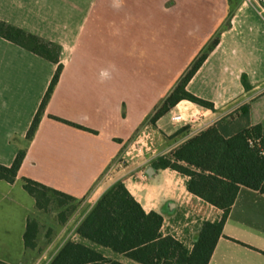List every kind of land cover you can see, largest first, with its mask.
I'll return each instance as SVG.
<instances>
[{"label":"crops","instance_id":"crops-1","mask_svg":"<svg viewBox=\"0 0 264 264\" xmlns=\"http://www.w3.org/2000/svg\"><path fill=\"white\" fill-rule=\"evenodd\" d=\"M110 1L0 0V20L61 46L63 65L40 126L28 140L58 65L0 37V164L10 167L19 151H26L16 182L0 181V261L5 264H27L30 251L24 237L28 221L36 211V201L24 189V178L86 204V212L71 229L69 218L66 221L60 233L64 239L60 250L72 241L108 260L141 264L77 234L78 227L103 195L123 182L147 213L157 212L164 218L162 234L175 238L192 252L203 226L207 222L219 223L224 212L188 192L187 177L171 169L156 170L154 163L245 104L251 105V123H264V22L251 6L239 4L229 20L218 19V25L208 30L212 35L228 20V28L222 31L218 45L189 83L188 91L213 103L215 109L182 101L172 111L184 104L187 109L207 116L201 121L206 127L199 128L198 124L186 128L171 125L169 115L155 126L151 123L156 88L169 77L156 79L151 61L152 65L139 64V49L145 46L139 42L147 44L145 53L149 58L150 46H154V27H165L166 18L199 24L200 28L204 23L202 3L181 2L175 6L177 14L170 12L172 8L165 10L153 5L151 15L139 23L152 27L153 33L148 29L146 36L136 35V40L128 45L130 49L133 47L131 51L107 52L97 45L94 33L90 36L94 42L80 50V39L92 21L90 16L102 7L106 9ZM187 8H196L197 12L185 13ZM98 21L108 20L98 18ZM190 33L192 29L187 36ZM209 40L207 34L203 36L193 56H198ZM189 65L190 61L183 71ZM102 70H107L109 77L101 82ZM244 76L252 87L250 91L243 86ZM142 138L155 139V144L152 141L146 149H133ZM151 168L155 172L149 176ZM210 264H264L263 194L245 187L240 189Z\"/></svg>","mask_w":264,"mask_h":264},{"label":"trees","instance_id":"trees-1","mask_svg":"<svg viewBox=\"0 0 264 264\" xmlns=\"http://www.w3.org/2000/svg\"><path fill=\"white\" fill-rule=\"evenodd\" d=\"M0 37L58 65L40 109L32 123L27 139L37 132L48 102L60 80L63 65L62 47L0 20ZM219 41L214 43L216 48ZM209 52V53H210ZM209 54L201 55L186 72L176 89L157 109L151 123H156L182 101H189L208 110L213 103L188 91ZM246 91L252 87L246 76L242 79ZM81 130L84 127L57 119ZM26 157L19 151L10 167L0 164V181L14 184ZM156 170L171 169L188 178L187 190L224 212L219 223L207 222L199 234L195 247L189 252L171 236L162 234L164 218L157 212L147 213L123 182L110 188L90 210L77 229V234L116 253L124 254L141 264H210L223 235L229 214L242 187L264 195V123H251V105L245 104L231 115L189 139L173 153L154 163ZM24 189L36 201V210L47 212L55 203L62 208L76 199L24 178ZM68 216L62 215V222ZM39 223L28 221L24 237L28 250L36 248ZM0 264H5L0 261ZM49 264H121L104 258L86 246L69 241Z\"/></svg>","mask_w":264,"mask_h":264},{"label":"rangeland","instance_id":"rangeland-1","mask_svg":"<svg viewBox=\"0 0 264 264\" xmlns=\"http://www.w3.org/2000/svg\"><path fill=\"white\" fill-rule=\"evenodd\" d=\"M128 1L129 3H127ZM181 2L187 4L195 2L199 4L202 3V17L204 23H202L200 28L198 27L199 24L194 26V24L175 22L177 18H166L165 20H168L169 25L167 24L165 27H154V33L152 32V27L139 24L142 18L146 19L151 15L152 11L150 8H152L153 5L162 6L165 10L172 8L170 12L177 14L179 11L175 9V6ZM243 2L245 3V0H111L106 9L102 7L90 16L92 21L88 26V31L80 39L82 42L80 43V50H83L84 45L87 46L89 42H94V40H90V36H93L92 33H94V39H96L97 45H101V48L103 50L105 49L107 52L116 49H123L124 51L128 49V51H131L133 47L130 49L131 46L128 47L129 43L131 44V41L136 40V35H138L139 38H141V35L146 36L149 29V31H151L150 34L152 35L153 33L154 35V46L153 48L150 46L152 55L147 58L148 56L145 53L147 51V44L139 42L140 46L143 44L145 46H142V50L139 49L137 61H139L140 65L142 62H153L156 79L158 77L162 81V79L169 77V80L166 79L165 84L160 85V88H156V113L163 101L176 89L178 83L190 69L192 64L201 55L210 54L209 52L213 48L214 43L220 39L222 31L226 27L228 28L227 23L232 16L233 9ZM194 9L187 8L185 13H196L197 11ZM225 10H228L226 14ZM181 13H184V10H182ZM98 18L108 21L106 23H99V21L97 22ZM223 18L228 20L226 22L224 21L223 25H219L217 31L210 35L208 30L211 29V26L216 25V23L218 25V19L221 21ZM134 21L138 25H136ZM191 29V36H187V32ZM90 30H92L91 33L89 32ZM205 33L210 37L209 42L198 53V56H193L194 50L201 44L203 36L206 35ZM199 36H201L202 39ZM98 47L99 46H97L96 49H98ZM124 61L126 60L124 59ZM188 61H190V65L183 71L184 65ZM151 62L150 65H152ZM148 67L152 68V66ZM157 70L159 73H157ZM194 88H196V86ZM187 107L188 105L183 104L180 109L187 110V113H198L196 110L187 109ZM170 114L171 112L168 114L169 122L173 125L171 123ZM149 124L151 125L150 122ZM199 125H201L198 126L200 128L203 126V123ZM180 126L190 128L191 125H179L177 127ZM204 127L206 126L202 128ZM152 141L155 144V139L143 140L142 138L137 147H144L146 149L151 146L150 143ZM86 210V204L78 201L69 202L62 208L58 207L55 203L47 212L36 210L32 214L31 219L38 221L40 231L36 248L28 252L27 264H49L60 251L61 243L64 240L62 239L63 234H60L66 224V222H62V215L68 216L70 220L68 228L71 229L80 218V215L86 212ZM68 231L69 230L66 232Z\"/></svg>","mask_w":264,"mask_h":264},{"label":"built area","instance_id":"built-area-1","mask_svg":"<svg viewBox=\"0 0 264 264\" xmlns=\"http://www.w3.org/2000/svg\"><path fill=\"white\" fill-rule=\"evenodd\" d=\"M245 3L251 6L258 16L264 22V0H245ZM187 110L177 109L176 111H172L170 114L171 123L174 126L179 125H198L201 123L203 119H206L207 116L199 114V113H187ZM138 143L133 145V149L137 147Z\"/></svg>","mask_w":264,"mask_h":264},{"label":"clouds","instance_id":"clouds-1","mask_svg":"<svg viewBox=\"0 0 264 264\" xmlns=\"http://www.w3.org/2000/svg\"><path fill=\"white\" fill-rule=\"evenodd\" d=\"M100 77H101V82L105 79L109 77V73L107 70H102L100 73Z\"/></svg>","mask_w":264,"mask_h":264},{"label":"water","instance_id":"water-1","mask_svg":"<svg viewBox=\"0 0 264 264\" xmlns=\"http://www.w3.org/2000/svg\"><path fill=\"white\" fill-rule=\"evenodd\" d=\"M154 172H155L154 168H151V169H149V171H148V175H149V176H152Z\"/></svg>","mask_w":264,"mask_h":264}]
</instances>
